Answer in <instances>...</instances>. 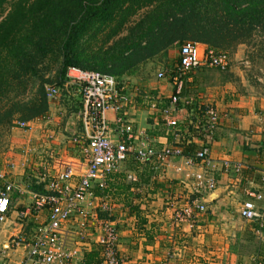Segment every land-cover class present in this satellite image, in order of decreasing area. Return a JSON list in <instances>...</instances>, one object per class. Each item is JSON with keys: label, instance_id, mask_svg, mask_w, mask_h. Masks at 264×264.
Instances as JSON below:
<instances>
[{"label": "built area", "instance_id": "obj_1", "mask_svg": "<svg viewBox=\"0 0 264 264\" xmlns=\"http://www.w3.org/2000/svg\"><path fill=\"white\" fill-rule=\"evenodd\" d=\"M201 67L226 72L230 58L199 43L181 44L174 68L156 74L159 83L170 87L167 103L161 95H152L124 80L74 67L67 69L62 85H45L44 95L49 105L73 99L78 106L75 114L78 130L66 143L74 149L77 159L64 163L55 160L50 176L46 173L34 177L38 183H45L46 194L28 191L29 203L21 211H17L16 203L10 199L13 184L0 188V226L9 223L11 209L20 225H35L30 232L21 230L11 235L5 248L0 244V264H79L82 256L92 250L98 252L100 264H126L119 242V219L111 220L117 205L111 199L108 179L122 174L128 184L139 183V175L150 161L153 164L148 168L147 183L130 191L142 196V190L164 180L167 170L173 169L184 179L186 196H183V185L179 192L172 185L166 187L164 207L171 210V227L179 233H196L197 215L207 211L198 199L217 188V165L211 158V147L223 120L217 106L184 96L190 73ZM138 100L146 108L148 122H152L147 129L135 125ZM32 123L15 124L26 129ZM151 129L163 133L162 137L152 138ZM49 137L53 138L54 133ZM174 159L180 163L173 165ZM241 169V165L224 160L218 171L224 176L230 172L238 175ZM96 189L101 195L95 194ZM179 194L187 199L182 207L176 205ZM193 195L197 198L190 200ZM249 196L261 199L259 195ZM147 198L149 195L139 197L133 205L148 202L143 200ZM126 210L125 220L133 219L136 223ZM98 212L109 218H99ZM238 214L242 220L263 228L264 215L253 201L242 203ZM143 216L149 219L147 208ZM185 226L187 232H183ZM131 227L136 229L133 222Z\"/></svg>", "mask_w": 264, "mask_h": 264}, {"label": "trees", "instance_id": "obj_2", "mask_svg": "<svg viewBox=\"0 0 264 264\" xmlns=\"http://www.w3.org/2000/svg\"><path fill=\"white\" fill-rule=\"evenodd\" d=\"M8 3L9 11L0 21V127H9L15 117L22 122L44 117L50 108L44 86L62 85L68 68L122 78L172 45L201 43L217 52L242 44L254 27H264V0H0V13ZM148 8L125 37L106 50H90L92 42L105 46L118 38L130 20ZM101 34L104 39L100 40ZM50 58L60 65L55 80L42 72ZM35 81L34 97L24 100L28 86ZM152 164L150 161L139 175V183H125L122 174L109 177L123 179L118 191L125 195L127 214L136 219L141 231L147 225L143 216L147 203L130 205V189L147 183ZM25 188L46 194L45 183L36 179ZM95 194L101 195L97 189ZM98 213L99 218H109ZM82 262L100 264L98 252L86 253Z\"/></svg>", "mask_w": 264, "mask_h": 264}, {"label": "crops", "instance_id": "obj_3", "mask_svg": "<svg viewBox=\"0 0 264 264\" xmlns=\"http://www.w3.org/2000/svg\"><path fill=\"white\" fill-rule=\"evenodd\" d=\"M177 61L178 55L173 66L158 69L157 72L161 70H172L177 64ZM201 70L217 71L206 67H201L192 71L186 82L184 96L191 97L196 101H208L217 106L220 111L221 108H228L229 113L232 114L230 115L231 118L229 117L230 119L226 118L225 121H221V127L215 136V143L211 147V158L217 165V172L215 173L217 188L213 193H205L198 199L199 202L205 205L207 211L205 214L197 215L198 230L192 235H190V233H179L173 230L170 221L171 210L164 207V192L168 185H172L174 190L178 189V192L179 189L182 190V187H184L183 191L185 190L186 187L182 176L175 174L173 169H169L167 170L164 180L155 182V185L150 186L149 189L146 188L142 190L143 195H138L139 197H143L144 195L148 197L149 195V201L146 202L148 204L147 210L149 212V219L148 226L145 230L141 231L139 229L137 230V228L135 229V227H131L132 222L135 226L136 223H134L135 221L133 219L124 220V213V217L122 214L117 216V219H119L118 227L120 228L119 242L122 246L121 249L126 264H190L181 260L168 262L165 251L169 247L180 248L184 255H188L189 253L190 255L196 254L199 259L203 260V264H229L230 262L231 264H251V262L253 264V262L256 261L259 262L258 264H264V226L262 229H259L257 223H248L242 220L238 214L241 204L250 200L253 201L259 212L264 215V130L261 134H248L236 131L238 126L235 125L240 123V118L238 119L237 116L234 115V109L236 107L234 100L229 101L230 103L225 101V104H223V99L219 100L218 97L206 98L204 93L194 96L189 95L188 88ZM217 72L222 73L220 71ZM118 79L128 80L129 78L125 75ZM160 83L164 86H161ZM160 83V86L156 84V86L151 89L152 91L150 93L152 95H161L165 103H167V99L171 95L170 87L168 84L163 82ZM63 102L67 103H64V108L66 107L68 111L71 109L69 115H73V118L62 125H58L57 131H62L66 137H69L71 135L67 133L68 128L75 126L76 130H78V126L75 125L76 113L74 112V109L78 110V106L73 99H70V101L61 100L57 105ZM138 102L137 111L135 113V125L139 129H147L152 122L150 120L148 122L146 108L144 105L140 104V100H138ZM166 105L167 104L162 107ZM49 109L51 110V108ZM44 117H48L49 119L47 121L42 120V117L41 119L33 120V122H38L40 126L44 124V127L48 126L50 129L52 128L51 126H55L58 122V119L52 120L51 113L45 114ZM241 122L247 125L250 123V119L242 118ZM53 131H55L54 128ZM48 132L47 130V133ZM156 133H158V131L152 129L149 131V135H151L152 138L160 139L162 136H157ZM160 142L163 143L164 140L161 139ZM224 160L230 161L231 165H241L242 169L240 173L234 175L233 172H230L229 175H222L218 170H220L221 161ZM179 163L180 161L178 159L172 160L173 165H178ZM39 170L40 172L48 171L49 176L53 173L50 167L47 168V170L40 167ZM78 170L79 169H76L77 172ZM7 174L14 175L15 173L9 171ZM19 176L21 175L19 174ZM123 177L125 178V183H127L125 175H123ZM122 181L114 178L108 179V184L112 191L111 199H115L117 205L114 208L115 214L118 210H121L120 208H122V212L126 209L124 206V199H126L125 195L120 192L121 190L118 191V186H121ZM11 183L14 182H12V179L9 177L5 180L4 185ZM14 185L10 199L12 202L16 203L17 211H21L23 207L27 206L29 200L20 197L17 192L20 191V194H23V192L28 194V191H26L24 185H16L15 183ZM112 185L114 187H112ZM181 185L183 186L181 187ZM115 186H117V188H115ZM130 193L133 197L136 195L131 191ZM249 194L259 195L261 199L258 200L250 197ZM181 197L182 196L179 194L176 204L177 207H182L186 204L187 199L183 197L181 199ZM8 215L9 223L5 226H1L2 231L0 232V240L2 242L0 244L4 248L7 242L6 238L9 235L17 234L21 230L30 232V230L35 228L33 223L20 225L18 221H16V213L12 209L9 211ZM123 225L124 227H120ZM187 231V226H185L183 232ZM195 237H197L196 240ZM82 258L84 259V256H82ZM182 259L184 260V258ZM82 261H79V264H82Z\"/></svg>", "mask_w": 264, "mask_h": 264}, {"label": "rangeland", "instance_id": "obj_4", "mask_svg": "<svg viewBox=\"0 0 264 264\" xmlns=\"http://www.w3.org/2000/svg\"><path fill=\"white\" fill-rule=\"evenodd\" d=\"M9 8V3L4 6L3 13H0V21L6 16ZM148 12L149 8L141 10L130 20L120 36L113 39L105 46L101 44L102 42H92L90 44V50L95 51L100 48L106 50L109 46L113 45L117 39L125 37L128 30ZM246 37L247 38H244L242 41V44H238L234 47L232 46L230 49H217V52H223L230 58L229 69L222 73L212 70L199 71L197 76H195L196 79H194V82L188 88V94L194 96L204 93L206 98L218 97L219 100L223 99V104H225V101L229 102L234 100L236 105L234 115H236L238 119L240 118V123L235 125L238 126L236 131L248 134H261L264 130V27H254L248 32ZM99 39H104L103 34L99 36ZM180 45L181 43L172 45L164 53H161L146 62H142L134 70L126 74V77L129 79L124 81L134 84L146 92H151V89L155 87L156 84L159 85V82L156 79L157 70L161 68H169L175 64ZM201 45L207 47L204 44ZM50 59L51 60L46 63V66H44L47 68H42L43 66H41V68L43 69L42 72H46V74L48 73L47 77H49L50 80H55L54 77L60 65L53 60L55 58ZM37 85L38 82L35 81L34 84L28 86V91L24 95V100L26 99L27 101L34 97ZM160 85L164 86L161 83ZM64 103L65 102L60 105H50L51 110L49 109L50 111L48 112L51 113L52 120L58 119L57 124L51 126V129L48 126L44 127V124L40 126L38 122H33V120L30 128H18L15 123L22 122L21 117H15L9 127H0V188L9 177L16 185L21 184L25 186L26 183H30L35 179L34 177L39 174L44 175L48 173V171L40 172V167H43L46 170L50 167L51 170L55 165V160H60L64 163L71 159H77V156L73 155L74 149L69 148L66 144L68 137H66L62 131H57L58 125H62L69 119L73 118V115H69L71 109L68 111L66 107L64 108ZM221 111V115L223 116L222 121H225L226 118H229L230 115H232L229 113L228 108H221ZM242 118L250 119L251 124L249 123L245 125L241 122ZM53 128L55 131H53ZM47 130L49 131L48 133ZM51 132H54L53 138L49 137ZM9 171H12L15 174H7ZM19 174L21 176H19ZM14 183L11 184L14 185ZM17 193L23 199L29 200L28 194L24 192L23 194H20V191ZM137 196L138 195L136 194L129 200L130 205L133 206V201ZM183 196H186V192L183 193ZM143 200L149 201V198ZM120 209L122 210V208ZM121 210H118L116 214H113V216H116V219L120 214L123 215L126 209L123 210V212ZM98 214L99 213H97V216ZM147 226L148 220L146 227ZM120 227H124V225ZM1 231L2 229L0 232ZM9 237L10 235L6 239ZM196 239L197 237H195V240ZM0 243H2L1 240ZM165 255L168 262L181 260L190 264L204 263L196 254L190 255L189 253L188 255H184L180 248L169 247L165 251ZM182 258H184V260ZM254 263L258 264L259 262L256 261L253 262V264ZM229 264H231V262Z\"/></svg>", "mask_w": 264, "mask_h": 264}, {"label": "water", "instance_id": "obj_5", "mask_svg": "<svg viewBox=\"0 0 264 264\" xmlns=\"http://www.w3.org/2000/svg\"><path fill=\"white\" fill-rule=\"evenodd\" d=\"M75 130H76V128H75V126L74 127H71V128H68L67 129V133L69 134V135H75Z\"/></svg>", "mask_w": 264, "mask_h": 264}]
</instances>
